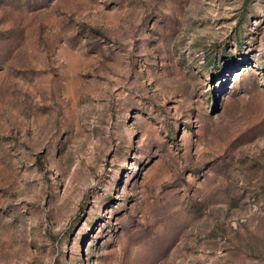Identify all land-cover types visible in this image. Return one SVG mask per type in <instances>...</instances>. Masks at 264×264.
I'll return each instance as SVG.
<instances>
[{
  "label": "rangeland",
  "instance_id": "rangeland-1",
  "mask_svg": "<svg viewBox=\"0 0 264 264\" xmlns=\"http://www.w3.org/2000/svg\"><path fill=\"white\" fill-rule=\"evenodd\" d=\"M0 264H264V0H0Z\"/></svg>",
  "mask_w": 264,
  "mask_h": 264
}]
</instances>
